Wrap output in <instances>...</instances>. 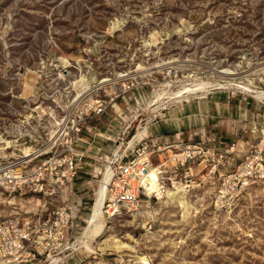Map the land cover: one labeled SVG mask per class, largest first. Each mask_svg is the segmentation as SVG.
<instances>
[{"label": "rangeland", "instance_id": "1", "mask_svg": "<svg viewBox=\"0 0 264 264\" xmlns=\"http://www.w3.org/2000/svg\"><path fill=\"white\" fill-rule=\"evenodd\" d=\"M79 70L89 86L123 71L145 82L139 90L147 97L142 110L130 103L126 112L127 123L142 116L133 121L125 142L141 119L144 127L152 117L151 109L163 108L157 86L187 89L205 81L224 91L238 93L237 84L264 91V0H0L4 138L32 106L22 99L57 80H79ZM107 114L119 125L118 133L107 134L117 142L124 123L112 109ZM197 173L200 177L204 170ZM86 177L83 186L81 179L73 181L61 203L81 205L75 210L79 226L70 230L57 264H143L141 258L147 264H264V181L248 185L231 208L221 211L212 205L215 178L189 195L169 190L147 218L104 214L87 250L80 240L99 188L93 176ZM40 204L28 196L0 194V220L36 218Z\"/></svg>", "mask_w": 264, "mask_h": 264}, {"label": "built area", "instance_id": "2", "mask_svg": "<svg viewBox=\"0 0 264 264\" xmlns=\"http://www.w3.org/2000/svg\"><path fill=\"white\" fill-rule=\"evenodd\" d=\"M133 76L132 72L123 71L113 79L102 78L89 86L80 72L79 80L66 83L60 79L51 87L41 86L36 96L22 99L25 105L32 106L9 131L10 138L0 134V194L28 196L41 204L36 218L13 215L0 220V264H50L53 259L59 262L60 253L68 246L70 230L79 226L75 210L80 204H61L72 190L81 160L86 156L75 146L91 145L92 140L83 134L84 130L91 131L87 129L88 121L110 109L124 125L113 152L95 158L102 168L91 182L105 190L103 215L147 218L153 203L169 190L189 195L204 182L194 166H204L205 175H217L218 186L212 198L216 211L231 208L243 189L264 181V132L229 172L219 174L227 153L206 141L193 144L175 141L162 147L170 150L168 158L155 159L161 148L145 134L135 138L138 130L146 128L168 107L221 90L219 87L191 94L167 84L157 86L162 88L163 108L158 113L154 111L156 107L151 109L152 117L144 121V127L141 119L125 142L123 137L133 121L142 116V112L138 113L127 123L130 103L140 108L147 100L139 91L145 82H138ZM157 93L158 89L152 90L148 100L153 101ZM118 100L122 106L116 108Z\"/></svg>", "mask_w": 264, "mask_h": 264}, {"label": "crops", "instance_id": "3", "mask_svg": "<svg viewBox=\"0 0 264 264\" xmlns=\"http://www.w3.org/2000/svg\"><path fill=\"white\" fill-rule=\"evenodd\" d=\"M254 97L224 90L210 91L202 97L168 107L159 118L147 124L146 128L138 130L136 138L145 134L155 146L161 148L155 159L168 158L170 150L162 147L175 141L181 140L191 144L206 141L219 151L227 153L224 164L217 171L218 174L229 172L239 162L242 153L264 132V102ZM118 128L119 125L111 120L109 114L88 121L87 129L91 131L84 130L83 134L92 140L91 145L78 143L75 146L86 154L81 160L76 177L81 179L80 186H83V179L87 178V175L93 176L101 170L102 166L95 158L113 152L115 141L107 134L116 133ZM101 130L105 132L102 133ZM203 168L202 165L194 166V171L198 174ZM205 174L204 170L201 174L204 181L217 179L216 174ZM76 202L81 205L79 201Z\"/></svg>", "mask_w": 264, "mask_h": 264}, {"label": "bare ground", "instance_id": "4", "mask_svg": "<svg viewBox=\"0 0 264 264\" xmlns=\"http://www.w3.org/2000/svg\"><path fill=\"white\" fill-rule=\"evenodd\" d=\"M222 73H224L225 75H231L232 74V72H230L228 70L222 71ZM192 86L193 87H190V88L186 89L185 91L187 93L196 94L198 92L207 91L212 86H215V84H212L210 82H205V81L202 82L201 81V82H198ZM235 88L241 90L242 92H247V93H251V94L253 93L254 96L260 100L264 99V91L254 90L248 84H242V85L237 84L235 86ZM135 138H136V135H135ZM104 180H107V174H105ZM104 205H105V190H104L103 186H100V188L97 192V197H96L95 203L91 209V213H90L88 219L86 220L87 226L85 227V230H84L83 235L81 236V240H80V243L87 250H89L87 239L89 237L95 235L101 227V217L103 215ZM141 261L143 264L148 263V261L146 263L144 258H141ZM56 262H57V260L53 259L50 264H55Z\"/></svg>", "mask_w": 264, "mask_h": 264}]
</instances>
